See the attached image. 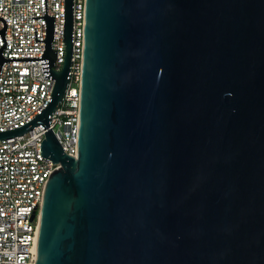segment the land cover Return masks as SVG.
I'll use <instances>...</instances> for the list:
<instances>
[{"label":"water","instance_id":"obj_1","mask_svg":"<svg viewBox=\"0 0 264 264\" xmlns=\"http://www.w3.org/2000/svg\"><path fill=\"white\" fill-rule=\"evenodd\" d=\"M39 57L45 186L35 264H264V0H85L77 151L48 123L65 93L53 15ZM2 167V165H0ZM33 218V216H32Z\"/></svg>","mask_w":264,"mask_h":264},{"label":"built area","instance_id":"obj_2","mask_svg":"<svg viewBox=\"0 0 264 264\" xmlns=\"http://www.w3.org/2000/svg\"><path fill=\"white\" fill-rule=\"evenodd\" d=\"M64 0H46L53 15L51 49L56 51L53 70L62 68ZM44 0H0L5 20L4 57H39L44 50ZM85 0H72L70 73L62 100L48 123L65 153L77 151L80 117V81L84 47ZM2 21L0 20V29ZM2 39L0 37V46ZM55 80L46 78L40 60L2 62L0 69V131L19 127L48 103ZM45 138L39 124L0 139V264H35L41 205L50 174L60 167L40 155ZM33 216V218H32Z\"/></svg>","mask_w":264,"mask_h":264}]
</instances>
